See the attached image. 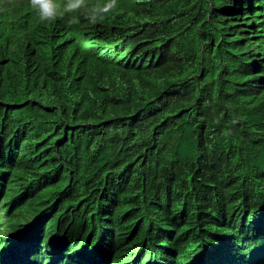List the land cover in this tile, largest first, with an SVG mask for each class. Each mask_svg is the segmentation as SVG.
Returning <instances> with one entry per match:
<instances>
[{
	"label": "trees",
	"instance_id": "trees-1",
	"mask_svg": "<svg viewBox=\"0 0 264 264\" xmlns=\"http://www.w3.org/2000/svg\"><path fill=\"white\" fill-rule=\"evenodd\" d=\"M0 12V264H264V0Z\"/></svg>",
	"mask_w": 264,
	"mask_h": 264
},
{
	"label": "clouds",
	"instance_id": "clouds-1",
	"mask_svg": "<svg viewBox=\"0 0 264 264\" xmlns=\"http://www.w3.org/2000/svg\"><path fill=\"white\" fill-rule=\"evenodd\" d=\"M9 0H0V12L7 11ZM28 6L42 23L67 20L68 27L77 26L81 18L95 25L118 8L119 0H28Z\"/></svg>",
	"mask_w": 264,
	"mask_h": 264
}]
</instances>
